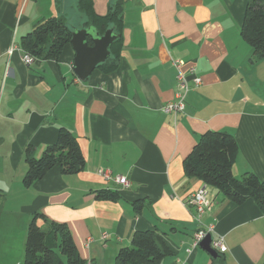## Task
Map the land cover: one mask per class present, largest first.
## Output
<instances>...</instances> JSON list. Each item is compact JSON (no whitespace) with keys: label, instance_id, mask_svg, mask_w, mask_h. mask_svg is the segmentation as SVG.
Returning a JSON list of instances; mask_svg holds the SVG:
<instances>
[{"label":"crops","instance_id":"1","mask_svg":"<svg viewBox=\"0 0 264 264\" xmlns=\"http://www.w3.org/2000/svg\"><path fill=\"white\" fill-rule=\"evenodd\" d=\"M91 1L101 16L120 2L123 24L115 68L99 67L114 58L110 44L81 80L71 42L56 59L25 63L22 38L51 16L64 17L72 32L115 34L110 26L103 33L86 26L78 0H0V264H22L36 212L65 223L88 264H114L135 231L153 229L171 250L157 264H212L214 257L193 245L194 232L207 224L214 226L211 239L222 237L227 246L217 251L222 264H264L257 203L235 204L183 168L201 135L220 130L237 143L233 175L251 171L264 180V58L253 59L241 34L247 0ZM176 59L189 90L184 110L173 115L162 106L175 96ZM62 128L75 135L84 169L63 174L56 164L25 184L26 148L39 158ZM101 169L128 184L104 179ZM199 188L210 201L201 223L186 204ZM100 190L118 197L100 198Z\"/></svg>","mask_w":264,"mask_h":264},{"label":"trees","instance_id":"2","mask_svg":"<svg viewBox=\"0 0 264 264\" xmlns=\"http://www.w3.org/2000/svg\"><path fill=\"white\" fill-rule=\"evenodd\" d=\"M77 8L88 18L86 26L103 33L109 26L117 35L109 47L114 58L99 67L112 70L120 47L122 28V5L117 2L105 15H97L91 0H78ZM72 30L64 17H47L35 24L30 33L21 40V48L34 58L56 59L64 46L70 42ZM243 39L252 48L253 59L264 58V0H247L243 24ZM26 148L27 171L24 183L30 185L42 178L54 165H59L63 174H75L84 169L85 159L73 133L62 128L54 143L48 145L39 158L30 155ZM237 153V143L226 131L208 130L193 145L183 160L187 176L199 178L207 185L217 188L226 199L240 204L252 198L264 213V180L253 172H245L237 178L232 164ZM100 198L116 200L117 192L100 190ZM2 193L0 192V200ZM43 221V225L38 223ZM171 254L161 232L157 230L135 231L130 246L121 247L114 264H157ZM22 264H88L82 259L65 223L54 222L39 212L32 216L26 233ZM212 264H222L218 257Z\"/></svg>","mask_w":264,"mask_h":264},{"label":"built area","instance_id":"3","mask_svg":"<svg viewBox=\"0 0 264 264\" xmlns=\"http://www.w3.org/2000/svg\"><path fill=\"white\" fill-rule=\"evenodd\" d=\"M23 61L25 63L31 62V56L28 53H24ZM182 60L176 59L173 61V64L178 70L176 75V91L175 96L173 99H170L164 103L162 106V110L164 113H171L176 115L182 112L185 108V97L189 90V84L187 81V76L184 75L180 70L179 67L182 64ZM190 74H194V68L191 67L189 69ZM193 82L197 85L199 84V78L195 75L192 77ZM100 174L104 179H112L114 182L127 185L128 181L124 176L116 175L112 176L111 172L108 169H101ZM186 204L191 205L195 211V218L201 223L202 215L207 211L210 206V201L207 198V192L204 188H199L193 191L186 200ZM214 230V226L212 224L201 225L193 234V245L199 244L207 234H211ZM211 247L219 252H224L227 250V246L224 243L222 237H218L216 239H211L210 243Z\"/></svg>","mask_w":264,"mask_h":264},{"label":"water","instance_id":"4","mask_svg":"<svg viewBox=\"0 0 264 264\" xmlns=\"http://www.w3.org/2000/svg\"><path fill=\"white\" fill-rule=\"evenodd\" d=\"M87 36L92 40L93 45H88ZM114 38L115 34L110 29L106 30L102 36L91 34L86 29L75 30L71 33L70 42L75 49L73 70L81 80L108 56V46ZM210 243L211 234H207L199 245L212 257H216L218 252L211 247Z\"/></svg>","mask_w":264,"mask_h":264}]
</instances>
